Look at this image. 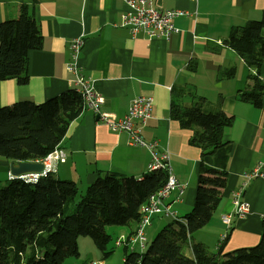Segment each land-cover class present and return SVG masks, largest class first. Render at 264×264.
I'll list each match as a JSON object with an SVG mask.
<instances>
[{
  "label": "crops",
  "instance_id": "obj_1",
  "mask_svg": "<svg viewBox=\"0 0 264 264\" xmlns=\"http://www.w3.org/2000/svg\"><path fill=\"white\" fill-rule=\"evenodd\" d=\"M32 1L0 0V40L4 23L17 16L21 4L30 5ZM152 2L162 10L183 12L173 21L178 30L167 39L132 36L127 28L119 26L120 15L127 9L123 0H37L33 10L42 46L28 51L25 84L0 79V106L21 100L39 103L70 89L66 70L69 42L83 36L78 64L103 95L102 111L121 116L134 97L152 96L151 116L142 126L141 135L148 142H157V152L168 153L171 173L185 184L182 194L172 191L167 198L182 219L194 204L200 148L189 139L200 127H181L170 116V106L190 107L204 98L205 108L212 110L220 101V108L234 117L222 135L230 144L226 186L210 221L193 233V240L203 243L211 253L218 251L221 243L222 253L253 246L260 239L264 221V176L246 181L242 174L259 161L264 173V95L260 107L237 99V92L251 85L249 76L255 71L224 45L223 39L232 26L259 19L264 0ZM229 66L235 67L233 77L218 80V72ZM259 76L264 81V61ZM58 148L64 151L65 161L56 164L54 174L74 181L78 187H87L98 174L113 172L142 178L151 171L148 148L130 144L126 132L111 131L90 111H82L69 123ZM15 163L0 156V184L10 180V168ZM241 187L249 211L233 218L223 241L226 227L221 216L232 212V194ZM147 227L157 232L159 224ZM134 229L133 223L123 226L117 237ZM185 254L191 256L190 250Z\"/></svg>",
  "mask_w": 264,
  "mask_h": 264
},
{
  "label": "trees",
  "instance_id": "obj_2",
  "mask_svg": "<svg viewBox=\"0 0 264 264\" xmlns=\"http://www.w3.org/2000/svg\"><path fill=\"white\" fill-rule=\"evenodd\" d=\"M36 2L21 4L17 16L3 25L1 80L15 79L18 84L28 80V51L40 49L43 42L34 17ZM223 44L255 71L249 76L251 85L238 91L237 99L260 107L264 95V81L259 76L264 61V10L259 19L232 26ZM190 68L193 70V65ZM234 73L235 67L229 66L218 72L217 79L231 78ZM205 102L198 98L190 107L170 106V116L181 127H200L189 139L200 148L191 210L182 219L163 225L145 251L122 245V264H264V221L259 241L250 247L222 253L221 243L218 251L211 253L193 240V233L210 221L224 195L230 144L222 135L234 121L233 115L220 108V101L212 110L205 108ZM82 105L81 95L70 88L39 103L21 100L0 106V156L15 162L44 158L58 148L69 123L83 111ZM166 179L162 169L151 170L142 178L98 174L77 200V184L56 177L54 172L35 182L15 177L0 184V264H63L65 258L78 255L80 235L90 236L104 250L110 236L106 226L133 223L136 229L140 206ZM135 229L126 236L133 235ZM187 249L191 256L185 254Z\"/></svg>",
  "mask_w": 264,
  "mask_h": 264
},
{
  "label": "built area",
  "instance_id": "obj_3",
  "mask_svg": "<svg viewBox=\"0 0 264 264\" xmlns=\"http://www.w3.org/2000/svg\"><path fill=\"white\" fill-rule=\"evenodd\" d=\"M195 2L196 0H190ZM127 9L120 15L118 25L127 28L132 36L143 34L147 38L163 37L169 38L178 29L175 27L174 18L183 13L180 9L162 10L154 6L152 0H123ZM84 43L83 36H76L69 42V60L66 62V70L69 73L67 79L69 84H81L85 89V110L90 111L96 116V120L105 125L108 129L115 132H126L128 142L133 145L144 146L150 150V163H163L167 171V179L165 184L156 192L151 194L140 210V220L136 226L135 232L131 236L121 235L115 240V245H126L128 248L140 247L147 245L145 237V228L150 224L152 217L165 216L166 214L175 213L171 208V204L167 201L172 191H178L182 194L185 184L180 182L172 173L169 165L168 153L157 152V142L146 141L142 138L141 128L144 126L151 116L153 98L147 95H138L134 97L127 108L124 115H117L101 110L104 103L103 95L95 88L93 80L83 74L78 64L80 52ZM42 162L44 168L40 172H28L17 176L22 177H40L47 172H54L55 166L59 162L65 161V153L63 150H53L44 158L35 160ZM262 162L246 172H243V178L248 181L257 176H264L261 171ZM11 175V174H9ZM245 185V184H244ZM244 187V186H243ZM243 187L235 190L232 194L233 210L231 213L223 214L221 220L226 227V231L221 236L224 240L232 225L233 218H239L247 214L249 204L243 198ZM88 264H103L101 261H91Z\"/></svg>",
  "mask_w": 264,
  "mask_h": 264
},
{
  "label": "rangeland",
  "instance_id": "obj_4",
  "mask_svg": "<svg viewBox=\"0 0 264 264\" xmlns=\"http://www.w3.org/2000/svg\"><path fill=\"white\" fill-rule=\"evenodd\" d=\"M79 195L76 197V200L79 199L80 195L85 192L86 186L79 187ZM173 218L172 217H154L151 219L150 224L157 225L159 224L158 230L163 227V225L169 223ZM123 226L117 225H108L105 228L107 234H109V239L105 243V249H99L90 236L80 235L77 238L78 246V255L75 257H67L64 259L63 264H88L90 261L96 260L101 261L103 264H122V259L124 255V250L122 245H115V240L117 239L119 230ZM154 229V228H153ZM157 230V231H158ZM157 232L152 231V228L147 227L145 229V237L147 240V245L153 239ZM137 251H145V249H140L135 247ZM111 251L108 255H105L104 252Z\"/></svg>",
  "mask_w": 264,
  "mask_h": 264
},
{
  "label": "bare ground",
  "instance_id": "obj_5",
  "mask_svg": "<svg viewBox=\"0 0 264 264\" xmlns=\"http://www.w3.org/2000/svg\"><path fill=\"white\" fill-rule=\"evenodd\" d=\"M69 85H70V87L72 89H74L76 92H78L81 95L82 100H83L82 110L84 111L85 110V89H84V87L81 84H69ZM54 150H61V149L56 148ZM149 169L150 170L162 169L167 174L165 165L163 163H150ZM9 178L12 179V178H15V177L12 176V175H9ZM37 179H38V177H22V180H24L25 182H35ZM139 212H140V210H139ZM162 217L163 218H165V217H172L173 218L172 220L178 219V217L176 216V213L166 214L165 216H162ZM139 220H140V218H139ZM146 247H147V245H142L139 248L140 249H146ZM131 249H135V248H131ZM139 252H141V251H139ZM93 261H96V260H93Z\"/></svg>",
  "mask_w": 264,
  "mask_h": 264
},
{
  "label": "water",
  "instance_id": "obj_6",
  "mask_svg": "<svg viewBox=\"0 0 264 264\" xmlns=\"http://www.w3.org/2000/svg\"><path fill=\"white\" fill-rule=\"evenodd\" d=\"M43 168V163L39 161H16L10 168V174L17 177L28 172H40Z\"/></svg>",
  "mask_w": 264,
  "mask_h": 264
}]
</instances>
